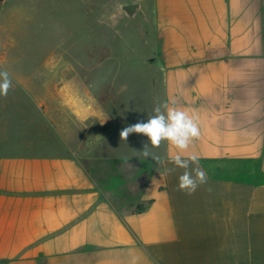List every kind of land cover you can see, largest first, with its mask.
<instances>
[{"label": "crops", "instance_id": "crops-1", "mask_svg": "<svg viewBox=\"0 0 264 264\" xmlns=\"http://www.w3.org/2000/svg\"><path fill=\"white\" fill-rule=\"evenodd\" d=\"M117 3L137 5L156 56L133 67L143 106L115 119L100 110L107 127L89 158L153 161L140 153L146 136L119 133L159 100L197 118L183 155L199 158L207 183L180 191L184 170L165 172L178 150L149 146L163 163L127 202L146 208L118 212L77 159L18 143L0 152V264H264V0ZM81 110L96 115L92 102Z\"/></svg>", "mask_w": 264, "mask_h": 264}, {"label": "rangeland", "instance_id": "rangeland-1", "mask_svg": "<svg viewBox=\"0 0 264 264\" xmlns=\"http://www.w3.org/2000/svg\"><path fill=\"white\" fill-rule=\"evenodd\" d=\"M148 32L117 0H6L0 8V70L10 73L13 87L0 97V152L23 150L16 144L25 143L70 155L115 209H134L127 202L159 164L89 157L107 127L100 110L114 118L132 102L143 106L142 97L130 92L142 81L133 72L136 62L156 56ZM89 102L96 115L83 118Z\"/></svg>", "mask_w": 264, "mask_h": 264}, {"label": "clouds", "instance_id": "clouds-1", "mask_svg": "<svg viewBox=\"0 0 264 264\" xmlns=\"http://www.w3.org/2000/svg\"><path fill=\"white\" fill-rule=\"evenodd\" d=\"M12 87L13 81L10 73L0 70V97L6 98ZM133 133L142 134L148 138L149 143L144 145L140 153L145 159L150 157L157 164L163 161L159 155L149 150V146L159 148L162 142L167 141L178 150L170 160L174 167L167 168L165 172L171 174L177 169L184 170L179 176L178 189L180 191L191 195L200 185L207 183V173L199 166V158L196 155H189L185 158L183 155L189 145L201 135L196 117L177 107L170 106L167 102L157 103L153 108V114L149 115L146 121L140 120L124 127L119 133L120 139L126 142Z\"/></svg>", "mask_w": 264, "mask_h": 264}, {"label": "water", "instance_id": "water-1", "mask_svg": "<svg viewBox=\"0 0 264 264\" xmlns=\"http://www.w3.org/2000/svg\"><path fill=\"white\" fill-rule=\"evenodd\" d=\"M136 9H137V5L134 4L125 5L122 7V11L129 18H132L134 16Z\"/></svg>", "mask_w": 264, "mask_h": 264}, {"label": "trees", "instance_id": "trees-1", "mask_svg": "<svg viewBox=\"0 0 264 264\" xmlns=\"http://www.w3.org/2000/svg\"><path fill=\"white\" fill-rule=\"evenodd\" d=\"M2 1L3 0H0V3ZM145 208H146V204H139L134 209L131 210V213H139V212H142ZM116 211H118V210L116 209Z\"/></svg>", "mask_w": 264, "mask_h": 264}]
</instances>
